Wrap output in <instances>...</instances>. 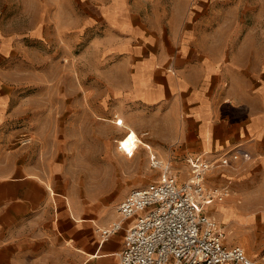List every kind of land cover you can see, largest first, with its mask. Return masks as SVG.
<instances>
[{"label": "crops", "instance_id": "1", "mask_svg": "<svg viewBox=\"0 0 264 264\" xmlns=\"http://www.w3.org/2000/svg\"><path fill=\"white\" fill-rule=\"evenodd\" d=\"M86 2L106 24L105 51L117 60L100 104L114 95L125 120L112 119L105 157L124 156L116 142L132 130L148 145L135 150L126 170L133 176L114 180L117 193L109 203L61 183L55 165H32L23 147L0 136V264H119L124 229L106 240L99 229L118 218L117 203L132 188L149 183L140 177L148 157L211 160L238 145L251 158L206 172L208 185L227 187L229 194L203 211L226 224L225 244L228 235L234 239L226 245L252 254L248 237L264 245V38L252 30H264V23L228 22V30L248 31L232 37L222 34L220 21L204 22L203 0Z\"/></svg>", "mask_w": 264, "mask_h": 264}, {"label": "rangeland", "instance_id": "2", "mask_svg": "<svg viewBox=\"0 0 264 264\" xmlns=\"http://www.w3.org/2000/svg\"><path fill=\"white\" fill-rule=\"evenodd\" d=\"M203 1L208 6L204 22L211 27V22L220 21L224 36L248 32L234 25L228 30V22L253 27L264 23V0ZM214 8L220 13L213 14ZM105 32L106 24L89 10L86 0H0V136L10 138L12 147H23L32 165H55L54 177L61 183L112 203L117 189L111 185L117 177L125 181L133 176L126 170L137 154L105 157L110 123L123 119L114 95L100 104V90L111 86L109 68L117 61L105 51ZM252 34L264 38L259 28ZM140 144L148 145L141 140L137 147ZM156 144L155 148L161 146ZM155 154L170 162L179 182L190 177L188 158L163 159ZM110 161L120 168L118 175L111 173L115 167ZM147 161L149 168L140 177L157 182L161 169L151 166L150 157ZM221 224L226 231V224ZM232 238L228 235L226 244ZM247 240L255 250L249 254L245 248L247 253L264 260V245L254 243L251 236Z\"/></svg>", "mask_w": 264, "mask_h": 264}, {"label": "built area", "instance_id": "3", "mask_svg": "<svg viewBox=\"0 0 264 264\" xmlns=\"http://www.w3.org/2000/svg\"><path fill=\"white\" fill-rule=\"evenodd\" d=\"M250 158L239 145L211 160L188 158L191 175L179 182L170 162L150 157L152 167L162 168L159 180L128 192L117 205L118 218L99 229L102 240L124 229L119 264H264L242 246L226 245L222 224L203 211L229 194L227 187L209 186L206 172Z\"/></svg>", "mask_w": 264, "mask_h": 264}, {"label": "bare ground", "instance_id": "4", "mask_svg": "<svg viewBox=\"0 0 264 264\" xmlns=\"http://www.w3.org/2000/svg\"><path fill=\"white\" fill-rule=\"evenodd\" d=\"M138 141H140L139 138L137 137L135 131L132 130L131 132L127 133L124 137H122L121 140L118 142V149H121L122 153L124 154H131L135 151Z\"/></svg>", "mask_w": 264, "mask_h": 264}]
</instances>
